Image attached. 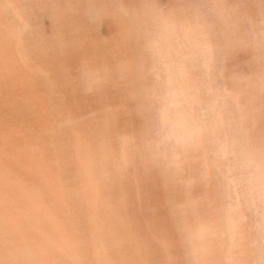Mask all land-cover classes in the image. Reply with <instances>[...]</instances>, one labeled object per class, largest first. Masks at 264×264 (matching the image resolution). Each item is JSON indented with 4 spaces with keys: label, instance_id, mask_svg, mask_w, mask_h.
Masks as SVG:
<instances>
[{
    "label": "bare ground",
    "instance_id": "obj_1",
    "mask_svg": "<svg viewBox=\"0 0 264 264\" xmlns=\"http://www.w3.org/2000/svg\"><path fill=\"white\" fill-rule=\"evenodd\" d=\"M197 8L168 16L144 8L139 44L132 23L118 25L132 40L123 48L130 60L140 51L148 63L130 61L129 88L115 100L117 77L94 36L100 65L82 72L80 1H0V264H170L181 247L175 230L189 264H212L214 253L232 264L234 248L241 264H264V143L241 127L248 112L230 107L246 86L212 79L213 24ZM82 74L97 92L94 108Z\"/></svg>",
    "mask_w": 264,
    "mask_h": 264
},
{
    "label": "rangeland",
    "instance_id": "obj_2",
    "mask_svg": "<svg viewBox=\"0 0 264 264\" xmlns=\"http://www.w3.org/2000/svg\"><path fill=\"white\" fill-rule=\"evenodd\" d=\"M0 1L3 2V0H0ZM79 1L83 5V12H81V13H83V16L80 17V19L83 21V28L85 26L84 29H86V33L88 32L87 34L84 35V37L85 38L89 37L88 39H84V41H85L84 44L87 43L86 46L88 48L85 46L86 49H85V54L83 56V61L86 64L83 63L82 72L85 71V73H83V74H86V70L90 71L91 68H92L91 70H96L97 66H98L97 64L100 65V62H99L100 60L98 61V58L96 59L94 56L95 54L99 53L98 49L93 50L92 49L93 47L90 44V40L92 39L91 41H93L94 38H92V36H94V37H96L95 40L97 41V43H99L98 40L100 42H102L100 44L102 45L103 49H105V51H103V52L105 53V55L107 54L109 56L108 57L106 55L108 58L106 57L107 60L105 59L106 60L105 62L107 64H109L108 67L111 65L112 69H111V67H109V69H111L112 73L114 72L112 74L113 77L115 79L117 77L116 81L118 84L116 85V88L118 89L119 94L116 93L115 94L116 96L115 95L112 96L113 98H115V100H117V98L119 96L123 100L122 94H124V96H125V92H124L125 88H123V87L125 85L129 84L128 81L130 80V79L128 80V78L126 76V71H125L126 69L125 68L127 67L128 69H130V67H133L132 64L129 65V63L131 61L130 60L131 59L130 58L131 52L129 51L130 53L129 52L127 53L124 51L125 49L123 50V48H125L124 46H127V44H129L128 47L131 45L130 42L132 40L129 41L123 37H122L123 40L121 39V35L119 33L120 26L125 24L128 27V25H130V23H132L133 25L131 24L132 25L131 27L134 29V30L132 29L133 30L132 34H133V37L136 35L137 38L135 40L137 42L136 41L135 42L137 44H139L138 43L139 40H140V43L142 41H144V38H143L144 35H143V32L140 31L141 29L137 30L135 28L138 25V24H136L137 22H135V21L137 19V21L139 20L138 22H140V19L143 18L142 16H144L145 13L149 15V13H147V12L149 11L150 7H153L156 10L161 11L164 15L167 14L166 16L178 15V14H181L183 12H189V11L192 12V8L201 7L202 10H200L199 8H197V9L199 11H202L203 19L205 18L208 20V18H209V22H211V24H213V27H214V28L211 27L212 30L210 29L211 38L214 40V42L216 41L215 42L216 46L214 48L213 57H212V60L214 62L212 64V72H213V78L212 79L217 82V84H215V85L223 84L221 86H218L219 88L222 86H225L228 90L232 89L233 87L234 88H236V87L243 88V86H246V89L244 90V92H242L243 94L239 93L238 95H235V96L232 95L233 98L231 99L230 107L236 108L238 105V107L241 110L244 109L243 111H245L246 113L248 112L247 114H249V117L247 120H245V122L243 123L244 125L242 124L241 127L244 128L245 124L249 123L248 126H249L250 130H248V132L251 133V135L253 136V138L255 140L257 139V140H259L260 143H264V85H263L264 84V0H95V1L94 0H92V1L91 0H78V2ZM207 7H208L209 11H208V9H206ZM101 8H102V11L101 10L99 11V9H101ZM144 8L147 9V12L145 11ZM123 10L124 11L128 10V12H130V13L132 12V13H131V15H129V14H126ZM198 10H196V11H198ZM177 11H179V12H177ZM196 11H194V13ZM203 11H205V12H203ZM172 12H173V14H172ZM5 15H6V17L9 16L17 25H20V23H21V21H19L20 19L15 18V16H13L10 11L8 13L5 12L4 16ZM125 15H127L126 17L129 19L124 17ZM139 15H141L140 16L141 18L139 17ZM121 17H122V19H121ZM40 21H41V24L43 25V29H45L46 35L47 34L50 35L51 29H52V22H51V19L49 18V16L42 15L40 17ZM118 25H120V26H118ZM137 33L139 34V36H137L138 35ZM140 34H142V37L140 36ZM97 36H99V37H97ZM118 36H120V37H118ZM113 39H114V41H113ZM112 41L115 43H113ZM119 42L121 44H126V45H120ZM135 42L133 43V45H135ZM116 45H117L118 51H117V48L115 47ZM119 46H121V48ZM112 47L114 48L113 51H112ZM119 48L122 49V51H120ZM89 49H90V51H88ZM129 49H131V47ZM216 49H218V50H216ZM92 53L94 54V55H92V56H94L93 58H91ZM144 54L145 53H140V51H138V54H137L138 56L135 55L136 59H134V57H133L134 55L131 56L133 58L131 63L137 64V62H138L137 60H139L137 65L142 64V62H143L142 65H145L146 63H148V61H147L148 56L146 54L145 55ZM142 55H143V57H142ZM139 57H140V59L143 58L142 62L140 61ZM86 58H89V60ZM122 58H124V59H122ZM144 60H146V61L144 62ZM122 61H123V63H126V64L122 65L123 64ZM64 63H66V65H67V63H69V62H66L64 60ZM70 63H72V62H70ZM78 63L79 62L76 61L74 64H78ZM80 65H81V63H79V67H80ZM198 67L200 69L196 68L197 70L194 69L195 71H193L194 73L196 72L195 74L197 76L200 75L203 71L202 59H199ZM113 68H115L114 71H113ZM121 68L123 69V71ZM116 69H118L119 71H117ZM74 72H76V71H74ZM82 72L80 71V73H82ZM76 73H78V72H76ZM83 74L81 75V77L79 76L80 79L83 78V86L81 87L82 91H80V92H81V95L83 96V100L85 99L90 104L94 105L92 107V108H94V107H96L95 105L97 103L95 100L96 99L95 95H97V92H95V89H93V88H91L92 90H89L90 87L85 84L86 83V82H84L85 76ZM229 75L231 77H229V79H228L227 77ZM148 77H151V76H148ZM238 79H239V81H238ZM124 80H125V82H124ZM151 80H152V78H151ZM213 80H211V82L214 84ZM227 80H229V81H227ZM233 80H235V81H233ZM246 84H248V85H246ZM229 85H231V86H229ZM238 85H240V86H238ZM241 85H242V87H241ZM202 87H204V85H202ZM128 88H129V86H128ZM241 91H243V90H241ZM245 91H246V93H245ZM204 96L206 97V93H204ZM239 97H240V99H239ZM243 99H244V101H243ZM237 100H238V102H237ZM241 100H242V102H241ZM256 137H259V138H256ZM196 165H197V163H196ZM201 166L202 165L200 164L197 167L198 174H199V176L201 174V179H202V181L200 179L199 185L196 188L199 195L202 192V189H205V187L206 188L208 187V184H205V183H208V178H207V176L203 177L204 176L202 174L203 169ZM204 178H206L207 180ZM201 183H203V184H201ZM203 194H204V192H203ZM183 197H184V195L181 197L184 200L185 197L184 198ZM171 209L172 208L167 204L165 207V211H166L165 213H168L167 215L165 214L166 220H167V218H169L168 215H170L172 212ZM202 215H204V214H202ZM253 215H254L253 210L249 211V218L252 217ZM189 220H190V218H189ZM168 221H171V220L168 219ZM248 222H249V219L243 221V224H248ZM160 225H159L158 229H161L162 224H160ZM248 230H250L249 232H252L254 235L258 234L254 225H252V227H250ZM174 232H173V234L175 236V239L180 238V240H176V241H178V243H180L179 245L181 246L180 247L181 249L179 248V250L177 251L179 256H177V259L174 263L175 264H186V263L189 264L190 263V257H189V255H185L186 252H187V254H188V252H190V249L188 250L189 245H187V243L182 242V241L185 242V239L179 231L175 230ZM219 237H220V239L224 240L223 236H219ZM219 237H217V238L219 239ZM164 252L165 251H163V253H159L160 259H163V257L166 255V254L164 255ZM252 253L253 252L250 253L251 256L253 255ZM161 254L164 256H161ZM241 256H242V254L239 252V249L234 248L233 253L230 257V261L232 262V264H241L240 263L241 262L240 259H242ZM212 257H213L212 264H224V262H220V259L217 255V253H214L212 255ZM163 261H164V259H163ZM170 261L168 262L165 260V262H168L170 264L173 263ZM160 264H162V263L160 262Z\"/></svg>",
    "mask_w": 264,
    "mask_h": 264
}]
</instances>
